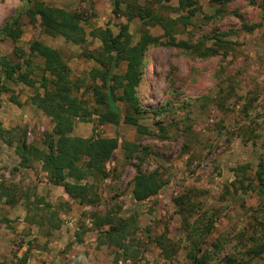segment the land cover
Returning <instances> with one entry per match:
<instances>
[{
    "label": "rangeland",
    "instance_id": "1",
    "mask_svg": "<svg viewBox=\"0 0 264 264\" xmlns=\"http://www.w3.org/2000/svg\"><path fill=\"white\" fill-rule=\"evenodd\" d=\"M42 1L81 12L86 41L74 44L62 36L43 33L38 17L31 22L26 15L30 0H0V31L4 26L19 28L17 42L24 50L35 39L60 50L75 86L73 94L83 107L81 116L74 120L72 134L118 136L120 146L106 164L105 178L87 176L79 181L94 184L98 205L64 199L59 194L62 187L49 184L40 161H33L30 170L20 168L12 151L17 139L14 131H24L27 144L44 150L46 134L53 127L50 117L30 101L34 92H42V59L34 57V86L3 80L22 105L9 100L10 92L0 96L2 127L15 128L5 132L4 139L0 137V185L15 194L14 200L19 188H31L34 194L29 216L38 219L44 212L45 218L42 225L25 223L22 201L10 206L2 197L0 260L12 261L27 253L29 264H43L44 259L33 249L40 246L50 251L49 245L43 244L48 236L56 239L57 246L52 248L57 249L59 264H195L189 256L195 247L189 232L204 234L213 222L199 253H203L206 264H264V253L252 255L254 248L264 246V192L256 178L258 164L264 160V0H229L225 4L196 0L193 15L179 9L178 0ZM130 4L152 6L165 18L188 16L174 23L176 41L196 43L204 39L211 45L208 37L221 32L228 42L220 54L211 57L195 56L172 45L148 47L136 87L144 111L140 122L147 126L146 134L123 120L118 126L98 123L93 113L98 104L92 84L93 71L100 65L85 55L101 45L90 33L94 28H110L118 34L126 23L129 36L122 40H138L143 26L138 17L127 18ZM147 28L160 36L161 42L168 39L161 26ZM13 47L12 39L0 32V56L21 63ZM124 66L121 62L114 72H123ZM2 71L0 66L1 80ZM6 139L14 143L9 146L3 142ZM125 141L142 147L135 153L137 157H125ZM136 166L145 173L157 171L164 182L155 195L141 201H134L131 195ZM239 167L242 170L237 173ZM241 184L247 190L240 188ZM14 186L17 190L13 192ZM179 199L185 206L184 214L177 205ZM96 213H107L115 220L129 219L119 240L122 246L101 240L100 233L107 225L95 226ZM49 221L59 226L50 227ZM29 225H33L32 230ZM60 227L65 228L62 234ZM78 236L81 241H77Z\"/></svg>",
    "mask_w": 264,
    "mask_h": 264
},
{
    "label": "trees",
    "instance_id": "2",
    "mask_svg": "<svg viewBox=\"0 0 264 264\" xmlns=\"http://www.w3.org/2000/svg\"><path fill=\"white\" fill-rule=\"evenodd\" d=\"M228 1L217 0L222 4ZM113 3H116V1ZM178 4L179 9L187 10L188 14L193 15L196 10V0H178ZM129 7L130 13L126 15L127 18L138 17L140 23H142L141 26H143L139 30L138 40L134 43L129 42L128 39L126 41L122 40L123 37L127 38L129 36L126 23L120 26L118 34H114L110 28H94L90 33L93 37L99 39L101 45L97 49L87 50L85 55L94 59L100 65V68L93 71L94 81L92 84V92L98 104V108L93 113L97 115L98 123H112L118 126L120 121L123 120L124 123L135 126L139 133L146 134L148 128L140 122L144 111L139 102L136 87L142 77L144 54L148 47L159 44L172 45L195 56L211 57L220 54L221 49L228 42L223 39L225 34L221 32H215L208 37L212 40L211 45H207L204 39L198 40L196 43H189L186 40L176 41L172 33L175 27L174 23L180 19L188 18V16L165 18L160 15L158 9L155 10L152 6H131L130 4ZM25 12L31 22H34L35 18L38 17L40 29L47 35H59L74 44H83L86 41V31L82 24L84 19L81 12L54 7L42 0H30V6ZM113 12H115L114 8ZM150 25L161 26L168 39L161 42V37L152 34L147 28ZM3 31L12 39L14 43L13 52L17 57L22 58V62L11 63L5 56H0V66L3 70L2 80L0 78V96L4 92H10L9 100L21 106L20 99L12 94L13 90L3 80L22 83L28 87L34 86L37 81L34 77V57H40L42 67L39 88L42 89V92L39 90L34 92L30 101L50 117L53 127L51 133L46 134V148L44 150L36 145L27 144L24 131L19 134L17 130L14 131L15 128L4 129L1 122L0 137L4 139L5 132H16L17 139L14 151L19 157V166L31 168L33 161L38 160L41 162V169L46 173L49 182L61 186L69 199L78 201V204L98 205L99 196L94 184H82L79 181L87 176H93L96 180L107 176L106 164L120 146L119 137L73 135L74 120L81 116L80 110L83 107L82 101L73 94L75 86L70 79L69 67L61 51L44 44L39 39L30 42L28 49L24 50L17 42L21 34L19 28L4 26L0 32ZM222 54L224 55V53ZM121 62L125 63L123 72L115 73L114 69ZM96 79L99 82H96ZM118 103H122V107ZM3 142L9 146L14 143L12 139H6ZM122 147L126 158L137 157L134 156L135 153L142 149L141 146L128 141L123 142ZM258 166L259 169L256 172L258 188L264 192V160H261ZM241 170L242 168L239 167L237 173H240ZM69 179L75 181L71 182ZM163 183L157 171L145 173L140 170L139 166H136V174L133 176L131 188L133 200L141 201L152 197L158 192ZM243 187V184H241L240 188ZM16 190L17 188L14 186L11 191ZM243 190L245 191L247 188L244 187ZM30 191L31 188L26 186L19 188L18 195L14 200L15 194L10 193V189L1 184L0 199L4 197L5 202L10 206H14L20 199H23L22 203L27 212L26 220L42 225L45 218L44 212L38 219L35 216H29L28 212L32 206L30 197L34 194ZM39 203L41 202L39 201ZM177 205H179L180 213L184 214L185 206L180 199L177 200ZM94 216L97 219L95 222L97 228L107 225V228L100 233L101 240L109 244L122 246L123 244L119 240L124 237V227L129 219L119 218L116 219L117 222L112 217H108L107 213L103 216L96 213ZM48 224L53 228L59 226L50 221ZM212 226L213 222L210 223L204 234L189 232L193 235L192 242L195 244L193 250L189 252V256L195 264H206L207 262L204 255H202L203 253L201 255L199 253L202 251L203 239ZM201 236L202 238L199 240ZM77 241H81L80 236L77 237ZM262 253H264V246L252 250L253 256H259ZM0 264H29L28 255L23 253L20 256H15L12 261L0 260Z\"/></svg>",
    "mask_w": 264,
    "mask_h": 264
},
{
    "label": "crops",
    "instance_id": "3",
    "mask_svg": "<svg viewBox=\"0 0 264 264\" xmlns=\"http://www.w3.org/2000/svg\"><path fill=\"white\" fill-rule=\"evenodd\" d=\"M12 151H13V154H14V156H15V159H16V162L18 163L19 162V157H18V155L15 153V151H14V148L12 147ZM20 168H25L26 170H30V168H27V167H21V166H19ZM26 184H28L27 182H26ZM49 184H50V182H49ZM53 186H55V187H60V186H57V185H53ZM59 194H61L62 196H63V198L64 199H68V201H69V197L67 196V194L64 192V191H62V193L60 192ZM72 200V199H71ZM21 201L23 202V199H20L19 200V202L21 203ZM23 204V203H22ZM25 209V208H24ZM25 212H26V209H25ZM27 213V212H26ZM26 213H25V216H24V218L22 217V219H24V222L26 223V221L27 220H25V217H26ZM66 224H69V225H71V223L70 222H68L67 220H66ZM34 225V224H33ZM33 225H29V227L31 228V230H32V228H33ZM36 226V225H35ZM38 227V226H37ZM65 228H63V227H60L59 228V231H60V233L62 234V233H64L65 231ZM51 233H53L52 232V230L50 231ZM61 234H60V236H61ZM59 235V234H58ZM53 237H48V236H46L45 237V240H44V242H43V244L44 243H47L48 245H49V249H50V251L49 250H46V251H44L43 250V247H40V246H38V247H36V248H34L33 249V251H36L37 253H39V257L40 258H42V259H44L43 261L47 264V263H49V262H52V263H54V264H59V262H58V258H59V255L57 254V252H56V250H54L52 247H54L55 245L57 246V244H56V239H52ZM47 241V242H46ZM79 253V252H78Z\"/></svg>",
    "mask_w": 264,
    "mask_h": 264
}]
</instances>
